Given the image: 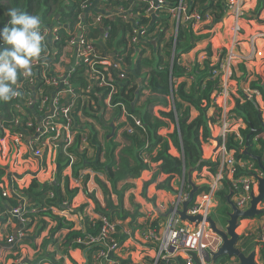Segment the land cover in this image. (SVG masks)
<instances>
[{
    "label": "trees",
    "instance_id": "obj_1",
    "mask_svg": "<svg viewBox=\"0 0 264 264\" xmlns=\"http://www.w3.org/2000/svg\"><path fill=\"white\" fill-rule=\"evenodd\" d=\"M162 1L168 7H174L179 2V0ZM184 1L187 3L188 13L194 8L201 15L208 13L213 18V24L218 23L223 17L222 0ZM1 2L6 4L2 3L4 5L2 6ZM82 3L83 0H0V137L3 135L2 126L11 128L13 135L17 132L25 135L26 130L34 134V129L42 114L38 112L36 103L33 106H25V99L28 96L34 98L40 89H43V93L46 91L48 96L52 94V88L42 83L34 91L26 86L18 88V85L23 82L21 73L27 69L26 65H22L21 62L25 61L27 57H34L37 53L42 55L46 48L44 44L35 43L38 38L33 34L35 30H32L31 27H36L40 36L44 29L59 22L62 26L58 30V40L54 41L53 45L60 55L62 49L72 39V33L79 19H82L85 37L97 39L95 48L99 55L116 64L113 66L112 62L110 66L97 68L106 76L107 83L115 88V93L110 94L109 86L100 87L98 80H91L88 68L78 60L69 74V83L73 92L83 97V99L79 97L76 100V111H72L73 130L75 132L88 130L89 145L100 150L98 131L93 125L82 123L80 117L89 118L99 123L102 111L105 112L107 108L105 100L109 98L110 107L118 109L119 117L121 114L125 116V120L119 122V128L124 131L125 144L116 155L115 152L120 144L116 143L114 138H110L104 146L106 150L105 162L102 164L97 162V171L103 172L111 188L115 189L118 182L136 179L143 171L149 170L150 163H158V172L166 175L167 178L156 187L171 191L170 181L174 176L181 177L183 166L185 171L197 166L202 158V144L211 138V127L221 119L222 111L214 106L215 95H213L221 88L220 74L213 77V71L219 69L220 62L225 56V49L218 40L211 39V37L205 51L207 59L202 63H192V67L184 66L180 63L181 55L188 53L198 41L207 37L196 35L189 24L179 22L175 37L166 40L165 34L169 28L170 16L159 14V12L148 14L149 0H99L97 7H104L107 12L111 13L100 23H93L87 15H83ZM262 7L263 0H257L254 13L258 15ZM52 8L54 9L53 13L50 11ZM2 12L4 13L1 14ZM120 12H128L134 22L123 18L119 14ZM99 14L101 15V13ZM152 19L154 20L151 21ZM100 27L105 30V40L101 39ZM141 28L145 32L142 35H137L135 42H132L134 30ZM242 31L243 29L241 33ZM153 40L156 41L155 45L152 44ZM172 47L174 51L170 59L169 50ZM146 49H151L149 56L146 55ZM111 53L114 55L112 58L109 56ZM167 57L169 58L167 59ZM238 69L244 73L243 75H246L242 66ZM189 77L193 82L188 86L185 79ZM179 79L182 81L176 83L175 81ZM250 88L256 90L264 101L263 77L257 76L256 80L250 83ZM144 90L148 95L143 94ZM16 92L18 97L15 98ZM238 95L240 99L234 100V108L230 113L234 119L241 120L245 128L239 130V136L235 133L228 134L225 147L233 152L236 161L250 162L258 169L257 163L249 156L242 155L241 151L245 147V138L249 135L247 152L252 156L260 157L264 166V139L260 137L261 134H264V127L261 128L262 124L259 118L260 106L254 95L249 97L241 91L238 92ZM156 106L169 108V110L168 112L158 111V116H156L153 111ZM191 109L197 113L193 119L190 116ZM211 109L212 114L208 116V111ZM132 117L140 121V127L134 125ZM164 119L174 125L173 132L167 136L158 133L159 129L168 127ZM15 121H19L20 126L17 127ZM30 122L33 123V127L28 128ZM56 122L61 123L62 120L58 118ZM251 130L254 131L250 134ZM169 143L182 153L183 158L173 157L169 153ZM80 144L81 136L76 135L67 154L62 150L63 144H58L56 156L58 184L61 180L62 170L71 163L72 156L77 155L76 149L78 150ZM204 167H209L210 173L214 175L219 167L218 159L213 162H202L196 173H199ZM246 173L248 172L239 169L235 176ZM154 180L152 178L143 185L142 195L145 199L146 189ZM55 183L42 185L34 179L27 188L22 190L13 186V191L21 192L22 196L26 198L28 207L33 206L38 210L36 214L27 213L25 215L30 221V223H25L27 228L31 226V223L36 222L38 228L35 237L46 227V221L40 217L55 219L50 208L62 207L63 202L68 204L69 196L74 195L73 190L68 189L67 180L64 183L65 196L62 195L60 188ZM99 185L107 194L103 184L99 182ZM222 186L223 191L216 194V199L221 205H226V196L231 189V183L224 180ZM184 191H190L186 182ZM206 191L207 187L198 189L195 197ZM50 193H52V197L49 196ZM18 204H21V200L14 192L9 197H3L0 189L1 212H11ZM95 204L100 215L112 222L114 212L106 209L103 212L100 210L99 204L97 202ZM192 205L193 203L189 204V206ZM100 227L99 220H86L83 230L96 236ZM153 229L157 230L155 226ZM82 231L73 230L69 226L59 247L64 249L63 253L66 255H68L69 249H81L86 263L94 264L93 254L101 249L102 245L95 244L84 247L77 243L76 239L83 236ZM117 231L118 227L115 226L113 237L116 242H123L121 237H118ZM21 241L27 240L23 237ZM40 250L41 253L35 260L27 264H40L47 261L50 264H64L62 259L55 260V254L47 251L45 243L41 244ZM261 252L263 253V250ZM110 258L114 259L112 255ZM173 261L176 264H185V260L181 257H177ZM169 262L164 263L159 260L157 264H170ZM73 264L75 263L73 262ZM214 264L233 263L230 262L229 257L221 256L214 260Z\"/></svg>",
    "mask_w": 264,
    "mask_h": 264
},
{
    "label": "crops",
    "instance_id": "obj_2",
    "mask_svg": "<svg viewBox=\"0 0 264 264\" xmlns=\"http://www.w3.org/2000/svg\"><path fill=\"white\" fill-rule=\"evenodd\" d=\"M244 1L246 18L241 21L243 31L240 38L242 41L239 42L234 52L242 57L248 56L249 60L243 61L240 59L238 62H234L229 68L230 79L224 80L223 78H219L220 86H222V81L228 83L229 98L227 103H232V108H234V100L240 99L238 92L243 88V91L247 92V94L244 92L242 93L249 97L254 95L259 106H264L261 95L256 90L250 88V83L255 81L257 76L261 78L264 76V37H256L258 34H264V0L263 7L258 15L254 13L257 0ZM98 2L99 0H96V3L94 2L96 7ZM89 12L93 13L92 9H90ZM127 15L129 17L128 19H133L128 12ZM177 27L178 22L175 20V17H170L169 28L165 34L166 40L175 37ZM103 31H105L103 27H100L101 35ZM193 32L196 35L207 37L198 41L195 47L188 53L181 55L180 63L182 65L183 63L181 61L184 60H189L192 63H202L206 60L205 51L212 36H216L221 46L224 48L230 36L229 22H222L221 20L216 24L201 22L194 27ZM222 34L225 36V40L222 39ZM252 38H254L253 44L255 48H250V39ZM89 40L97 44V39L89 38ZM152 42L156 43L155 40ZM47 43L49 45V52L55 54L56 50L55 47H52L51 41L47 40ZM71 48L68 41L67 45L62 49L58 60L53 61V56L46 57L50 62L49 65L54 69V73H66V68L72 62V55L75 54L74 48L70 51ZM173 51L172 47V49L169 50L171 53L170 59L173 56ZM146 53V55L149 56L151 54V49H146ZM111 55L112 53L109 56ZM41 58L44 59V56ZM104 59L110 61L107 58ZM240 66L245 69L246 75H243L244 73L239 71L238 68ZM35 76H37V73ZM181 81L182 79H179L175 82L179 83ZM185 81L188 86L193 82L189 79H185ZM241 86L243 88H241ZM18 88L21 89V85H18ZM60 91L61 87H58L53 94L59 93ZM216 92L217 91L213 93L215 97ZM143 94L145 96L148 95L145 90ZM68 95L69 93H67V96L64 98L59 99L62 104L66 103ZM143 100L144 97L142 98V101ZM105 104L107 108L105 112L102 111L99 117V123L89 118L80 117L82 123H89L98 131L100 150L90 146L88 137L86 136L84 138L83 135V139L85 140L81 142L78 150L76 149L77 155L72 156L71 163L62 170L59 184L56 179V172L58 170L56 156L58 148H52L46 141L39 149L41 152L40 156H36L28 146V143L34 139V135L31 134L30 131L26 130L23 139H17L15 135L7 130L3 131V135L0 137V189L2 192H8L6 197L12 194L11 191L14 185L19 190H22L27 188L34 179L42 185H53L54 182H56L55 184L60 188L63 196H65L64 183L67 180L68 189L70 191L73 190L74 195L69 196V203L67 206L50 208V212L55 216V219L45 216L42 218L40 217V219L46 221V227L36 237L34 236L38 228L36 227V222L31 223V226L27 228L25 223L21 222L17 216H12L9 211L7 213L0 211V264L32 263L41 253L40 247L42 243L47 245L48 252L55 254V260L62 259L64 264H73V262L75 264H87L81 249H69L67 251L68 255H66L63 253L64 249L59 246L61 240L67 234L69 226H71L73 230L82 231L86 220H99L102 217L97 211L95 202L99 204L101 211L104 212V209H106L114 212V219L112 222L109 220V222L118 227L117 235L123 240V242L118 241L120 249L113 256V262L115 264H157L159 260L164 263L170 261V264H176L173 260H176L177 257H181L185 260L183 254L177 252V250L173 248L159 255V245L155 244L149 238V233L152 231L149 224L152 228L153 226L156 227L157 236H162L164 234L169 217L165 218L162 217V215L159 216V214H166L169 208L175 206L179 194L186 193L184 191V184L186 181L182 179V175L181 177L174 176L171 179V191L157 189L156 185L162 183L167 176L158 172V163H150L149 170L143 171L138 178L133 180H122L116 184L115 189H112L104 173L100 170L97 171V162L101 164L105 162L106 150L104 146L110 138H114V141L120 144L118 150L115 152L116 155L125 144L123 138L120 136L122 129L119 128V122L124 121L125 116L121 114L119 117L118 109L116 107H110L109 101L105 100ZM168 110L169 108L160 106H156L153 109L156 116H158V111L168 112ZM49 111L44 113V115L47 116ZM227 112H230V110L227 109ZM260 113L261 120L264 122L263 108H260ZM211 114L212 109L208 111V116ZM190 116L191 119L195 118L197 116L196 111L191 109ZM164 120L168 127L159 129L158 133L162 136H167L173 132L174 125L167 119ZM227 124L230 133H237L239 129L245 127L241 120L233 122L228 120ZM214 126H217L213 130V132L217 134V138L216 136H212L207 142L202 144V158L207 162H213L219 159L218 133L222 126L219 127V124ZM113 127L115 129L114 135L110 136ZM83 132L84 131H81V133ZM55 146H58L57 143ZM169 153L173 157L183 158L182 153L171 143H169ZM211 177L212 174L209 171V167H204L199 173H196V171L192 173V182L194 185L201 186V188L207 187L211 181ZM152 178L155 180L147 187L145 199L142 195L143 185L148 183ZM226 180L230 182L228 179ZM99 182L103 184L107 190V194L104 193ZM219 191H223L222 184L217 192ZM199 196L200 195L197 197ZM21 197L26 203V198L24 196ZM216 204L215 197L212 209L216 208ZM260 208L264 210V203ZM24 222L30 223L28 218L25 219ZM262 226H264V213L258 216L257 219H252L250 224L243 227L244 236L242 237L244 238L239 242V247L244 252L255 249L256 262L258 264H264V262L259 258V247L255 246V242L251 237L255 238L259 228ZM240 229L237 230L238 234H240ZM21 233H24V237L27 241H21V237H19ZM9 238L13 239L12 243H8ZM230 262H234V260L231 259ZM40 264L50 263L47 261ZM102 264L112 263L103 262Z\"/></svg>",
    "mask_w": 264,
    "mask_h": 264
},
{
    "label": "built area",
    "instance_id": "obj_3",
    "mask_svg": "<svg viewBox=\"0 0 264 264\" xmlns=\"http://www.w3.org/2000/svg\"><path fill=\"white\" fill-rule=\"evenodd\" d=\"M222 5L224 6V13L221 21L229 22L230 36L226 45H224L226 47L225 56L220 62L219 69L213 71V77L220 74L219 78L228 80L230 78L229 68L234 62H238L240 59L243 61L249 60L248 56L242 57L234 52L239 42L242 41L240 38L242 30L241 21L245 19L246 12L244 11V0H222ZM93 6L94 3L92 0H83L81 9L86 10ZM158 12L159 14H166L173 18L175 17L177 18L176 20L178 23L189 24L192 29L201 22L213 24V18L208 13L201 15L196 8L188 13L187 3L184 0H179L178 4L174 7H168L162 0H149L148 13L156 14ZM99 13H101V15ZM119 14L122 15L123 18H127L125 12H120ZM110 15V11L107 12L106 8L96 7V11L88 13V18H90L93 23H100L103 18ZM59 28L60 26H57L52 29L44 30L43 37L50 35L53 41L58 40L57 32ZM75 30L76 34L78 30H80L81 33L79 36L74 34V37L69 41V46L72 48L76 46L77 58L88 68L90 79L98 80L100 87L109 86L111 88L110 94H114L115 88L107 83L106 76L97 69L99 66H110L113 61H106L101 57L95 48V43L86 39L84 36L85 27L82 25V19H79ZM143 32H145L143 28L134 30L132 42H135L136 36L142 35ZM256 37L262 38L264 37V34H258ZM103 39H106L105 32ZM250 40V48H255L253 44L254 38ZM49 54L50 52L45 51L42 55L44 56V59L41 58L42 56L40 58L38 56L28 57L25 58V61L21 62V64L26 65L27 68L21 73L23 79H25V72L29 73L33 70L35 71V74L37 73V76L34 75V78L30 80L28 88H31V90L34 91L36 87H39L40 83L52 88L51 96H48L46 91L43 93V89H40L38 90L36 97L34 96L33 98L28 96L24 102L25 106H33L36 103L38 112L42 114L41 119L38 120V125H36V128L34 129V139L28 143L30 150L36 156H40L41 152L39 149L46 141L50 143L58 138L54 144L57 142L59 144L62 143V150L67 154L76 135L81 136V142L85 140L83 139L84 132H75L73 130L74 118L72 111H76V100L81 96L76 95L71 88V84L69 83V74L71 71L66 72L65 74L52 72V67L49 65L50 62L48 58H46ZM51 54L55 55L54 53ZM115 65V62H113V66ZM58 87H61V91L53 94ZM67 93H69L67 101L62 104L59 99L67 96ZM14 97L16 98L18 95L15 93ZM81 98L83 99V97ZM228 98V83L222 81V86L220 90L216 92L215 97V105L222 111L221 119L217 123L220 125L219 127L222 126L218 133V162L220 169L218 168L219 171L217 169L216 173L212 175L211 181L207 186V191L200 194L199 197H196L193 201V205L189 206L186 212L189 215H199L202 219L198 223H190L187 221H181L175 214H171L162 236H157V231L149 224V227L152 230L149 233V238L155 244L159 245V255L162 252H166L168 249L173 248L174 250H177V252L183 254L185 257V264H195L190 255L191 253L196 254L199 259V264H206L207 255L215 252L221 243L220 238L214 235L211 232V229H209V224L206 222V218L210 216L209 213L213 207L212 205L215 195L223 181L225 179L230 181L231 191L233 192V202L239 210H245L248 208L251 195L256 193L257 177H262V172L259 169H256L252 164L236 161L233 157V152L227 150L225 147L226 136L230 132L227 124L228 122L224 121V118L228 119V116L230 115L229 112H227V109H225ZM107 101H109V98H107ZM50 104L53 105L54 111L50 116H45L44 113L49 111ZM58 118L62 120L61 123L56 122ZM132 119L134 125L140 127V121L134 117H132ZM14 123L17 127L20 126L19 121H15ZM31 127H33L32 122L28 123V128ZM2 128L3 131L7 130L11 133V128L4 126H2ZM14 135L17 139H23L25 137L21 132L14 133ZM239 169L245 170L251 175L235 176ZM11 192H14V194L20 198L21 204H18L10 214L12 216H17L21 222L26 223L24 222L25 219H27L25 215L27 213L36 214L38 210L33 206L28 207L26 205L25 200L21 197V192L13 190ZM2 195L6 197L8 192L3 191ZM49 196L52 197V193H50ZM178 198L173 208L178 207L181 201L187 200L188 194L180 193ZM62 204V206H67L66 202H63ZM99 221L101 222V227L98 229L96 236L88 234L83 230V236L76 239V242L82 244L84 247H90L95 244L102 245V248L99 249L93 257L94 264H102L103 262L115 264L113 259L110 258L111 255L113 257L120 249L118 242H116L113 237L115 234V225L110 223L104 217H101ZM19 237L23 238L24 233H21ZM255 239L258 243L264 244V229L258 232ZM12 242L13 239L9 238L8 243Z\"/></svg>",
    "mask_w": 264,
    "mask_h": 264
},
{
    "label": "water",
    "instance_id": "obj_4",
    "mask_svg": "<svg viewBox=\"0 0 264 264\" xmlns=\"http://www.w3.org/2000/svg\"><path fill=\"white\" fill-rule=\"evenodd\" d=\"M154 19H152L153 21ZM79 35V34H78ZM153 45H155L154 42H152ZM113 57V54L111 55ZM76 55H72V62L71 64L66 68V72L70 71L75 63H76ZM54 111V107L52 104H50V111L47 116H50ZM259 118L261 120V113H259ZM261 128L264 127V122L261 120ZM114 127L112 128V131L110 133V136L114 135ZM254 130H251L250 134L253 133ZM260 131V130H258ZM248 138L249 135L245 138V147L241 151L242 155L249 156L252 160H254L257 163V166L262 171L263 176L257 177V193L255 195H251V200L249 203V207L245 210H239L235 204L231 200L232 192L229 191L226 196V202L230 208V210L226 213V222L225 226L223 228L218 227L215 222L212 220L210 216L206 218V222L209 224V229H211L212 233L219 236L221 238V244L217 248L215 252H212L210 254V262L209 264H214V260L221 256H226L229 258H233L236 260L235 264H258L256 262V251L255 249L250 250L249 252L245 253L243 250L239 247V242L241 241L240 234L237 233V230L241 228L240 221L242 220H250L253 219L259 215H262L264 211L259 208L262 202H264V166L261 163V158L257 156H252L247 152L248 147ZM264 153V148H263ZM203 158L200 159L199 163L196 167L188 169L185 171V168L183 167V173H182V179H186V183L190 186V191L188 193V198L185 201L180 202V207L176 208H169L168 212L166 214H159V216L162 215V217H169L170 214H175L179 217L181 221H187L190 223H198L201 221L202 217L199 215H189L187 214V208L189 204L193 201L194 196L196 195L198 189L201 188L199 185H194L192 182V173L195 172L199 165H201L202 162H204ZM179 197V196H178ZM177 197V198H178ZM179 200V198H178ZM180 201V200H179ZM193 261L195 263H198L199 260L196 256V254L191 253L190 254ZM261 260L264 262V253L261 255Z\"/></svg>",
    "mask_w": 264,
    "mask_h": 264
},
{
    "label": "rangeland",
    "instance_id": "obj_5",
    "mask_svg": "<svg viewBox=\"0 0 264 264\" xmlns=\"http://www.w3.org/2000/svg\"><path fill=\"white\" fill-rule=\"evenodd\" d=\"M6 4V3H4V2H1V4ZM2 4V6H4ZM1 6V7H2ZM53 8H52V10L50 9V11L53 13ZM4 12H2L1 14H3ZM177 18H175V20H176ZM214 26V25H213ZM32 28V30H35V32L33 33V34H35V36H37V38H39V34H38V32H37V30H36V27H34V26H32L31 27ZM28 30V29H27ZM34 36V37H35ZM211 39H214V40H218V38H216V36H212V38ZM222 39L223 40H225V36L222 34ZM37 41V42H36ZM36 41H35V43H38V39H36ZM226 47L224 46V49H225ZM72 50V48L70 49V51ZM49 56H53V58H54V60L53 61H56V60H58V57H59V54L58 55H53V54H49ZM169 57H167V59H168ZM194 58V57H193ZM203 60V59H202ZM182 63H183V65L184 66H188V67H192L193 66V64H192V62L191 61H189V60H184V61H181ZM52 72H54V69L52 68ZM24 75H25V79H23V82L21 83V88L22 87H24V86H26L27 88H28V85L30 84V80L32 79V78H34V75H35V71H33V70H31L29 73H27V72H25L24 73ZM262 77H264V76H262ZM190 81H192L191 79H190V77L188 78ZM230 79V78H229ZM51 88V87H50ZM241 88H243L242 86H241ZM244 89V88H243ZM243 89L241 90V92H244L245 94H247V92H245V91H243ZM16 94H18L17 92H16ZM27 99V98H26ZM25 99V100H26ZM231 105H232V103H227L226 104V107H225V109H229L230 111H231ZM260 108H263V110H264V106H260ZM229 118V120L231 121V122H233V121H236V119H234L232 116H231V113H230V115L228 116ZM228 119H226V118H224V121L225 122H228ZM215 127H217V126H213L212 127V131H211V137L212 136H216V138H217V134L215 133V132H213V130H214V128ZM245 128V127H244ZM244 128H242V129H244ZM240 130V129H239ZM239 130H238V132L237 133H235L236 135H238V133H239ZM123 130H122V132H121V134H120V136L123 138ZM86 136H88V130H85L84 131V138L86 137ZM239 136V135H238ZM91 139V138H90ZM58 140V138H56V140H54V141H52V142H50L49 143V145L52 147V148H58V146H55V144H54V142H56ZM216 143V142H215ZM86 146H87V144H86ZM231 200H232V198H231ZM216 202H217V204H216V208H211V210H210V213H209V215H210V217L212 218V220L215 222V224L218 226V227H221V228H223L224 226H225V222H226V219H227V217H226V213L230 210L229 208H228V206H227V204L226 205H221L220 203H219V201H218V199H216ZM215 204V203H214ZM257 219V218H256ZM165 221V220H164ZM248 224H250V220H242V221H240V225H241V229H240V235H244V229H243V227H245L246 225H248ZM251 239H253L254 240V238H252L251 237ZM96 253H97V251H95L94 252V254H93V256H95L96 255ZM259 256H260V253H259Z\"/></svg>",
    "mask_w": 264,
    "mask_h": 264
},
{
    "label": "clouds",
    "instance_id": "obj_6",
    "mask_svg": "<svg viewBox=\"0 0 264 264\" xmlns=\"http://www.w3.org/2000/svg\"><path fill=\"white\" fill-rule=\"evenodd\" d=\"M93 1V3L95 2L96 3V0L94 1V0H92ZM94 3V5L95 6H93V7H91V8H88V9H86V10H83V15H87V17H88V13H89V10L90 9H92V11L94 12V11H96V4ZM122 16V15H121ZM126 16H127V20H129V21H133V20H131V19H128L129 17H128V15H127V13H126ZM83 17V16H82ZM245 18H246V16H245ZM244 20V19H243ZM57 26H60V28H61V24L59 23V22H57V23H54L53 25H50L49 27H48V29H52V28H55V27H57ZM84 26V25H83ZM59 28V29H60ZM58 29V30H59ZM194 29V28H193ZM104 32L105 31H103V33H102V35H101V39L103 40V35H104ZM80 30H78V32H77V34H76V30H74L73 31V33H72V38L74 37V34H76V36H79L80 35ZM79 34V35H78ZM57 35H58V32H57ZM84 36H85V34H84ZM87 39V38H86ZM47 40H50L51 41V43H52V47H54V41L52 40V38H51V36L50 35H46V36H44L43 37V33H41V35L39 36V38H38V43H41V44H44V45H46V48L44 49V52L46 51V52H49V45H48V43H47ZM89 40V39H88ZM57 41V40H56ZM70 41V40H69ZM96 45V44H95ZM74 48V50H75V55H76V46L75 47H73ZM44 54V53H43ZM42 54V55H43ZM41 54H39V53H37L34 57H36V56H38V57H41L42 56ZM55 55H58V51H56V53H55ZM114 56V55H113ZM111 57V56H110ZM109 57V58H110ZM28 58V57H27ZM76 58H77V55H76ZM112 58V57H111ZM79 59L77 58L76 59V63H77V61H78ZM110 60V59H109ZM76 63H75V65H76ZM74 65V66H75ZM74 68V67H73ZM72 68V69H73ZM71 69V70H72ZM70 70V71H71ZM69 72V71H68ZM107 100V99H106ZM214 106H216V105H214ZM229 114H230V112H229ZM218 123V122H217ZM216 123V124H217ZM216 124H214V125H216ZM213 125V126H214ZM211 130H212V127H211ZM228 134H231L230 132L228 133ZM260 137L261 138H263L264 139V134H261L260 135ZM59 143L57 142V145H58ZM234 157V156H233ZM245 163H249V164H252V163H250V162H245ZM253 165V164H252ZM254 166V165H253ZM258 169H259V167H258ZM260 170V169H259ZM245 171V170H244ZM261 171V170H260ZM246 172V171H245ZM262 172V171H261ZM242 175H251L249 172L248 173H246V174H241V175H238V176H242ZM226 180V179H225ZM185 181H186V179H185ZM229 191H231V189L229 190ZM232 192V191H231ZM187 193V192H186ZM188 193H189V191H188ZM187 193V194H188ZM218 193V192H217ZM216 193V194H217ZM256 193H257V185H256ZM256 193H253L252 195H255ZM197 197V196H196ZM195 196H194V199L196 198ZM215 197H216V195H215ZM231 198H232V202H233V192H232V196H231ZM194 199H193V201H194ZM193 201L191 202V203H193ZM234 203V202H233ZM264 202H262L261 203V205L263 204ZM261 205L259 206V208L261 207ZM179 206H180V204H179ZM178 206V207H179ZM65 207V206H64ZM249 207V206H248ZM230 209V208H229ZM247 209V208H246ZM262 209V208H261ZM263 210V209H262ZM264 211V210H263ZM263 215V214H262ZM171 216V214L169 215V217ZM260 216V215H259ZM178 217V216H177ZM258 217V216H257ZM257 217H255V218H257ZM255 218H253V219H255ZM252 219H250V221H251ZM264 229V226H262V227H260L259 228V230H258V232L259 231H261V230H263ZM212 232V231H211ZM247 232V231H246ZM214 234V233H213ZM215 235V234H214ZM217 236V235H216ZM241 236V240L244 238V237H242V236H244V235H240ZM217 237H219V236H217ZM220 238V237H219ZM220 240H221V238H220ZM254 242H255V246H258L259 247V253H260V256H259V258L261 259V255H263V253H264V244H260V243H258L257 241H256V239L254 238ZM221 244V243H220ZM217 250V249H216ZM252 250V249H251ZM261 250H263V253L261 252ZM250 251V250H249ZM248 251V252H249ZM244 252V251H243ZM245 253H247V252H245ZM211 254V253H210ZM210 254L209 255H207V257H206V264H209V262H210ZM233 259V258H232ZM199 260V259H198ZM230 260H231V258H230ZM234 260V259H233ZM262 261V260H261ZM263 262V261H262ZM195 263V262H194ZM233 264H235L236 263V260H234V262H232ZM195 264H199V262L198 263H195Z\"/></svg>",
    "mask_w": 264,
    "mask_h": 264
}]
</instances>
